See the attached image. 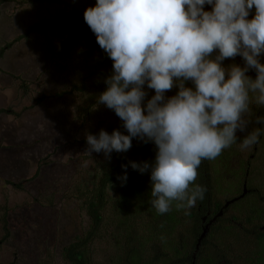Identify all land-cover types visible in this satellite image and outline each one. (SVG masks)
<instances>
[{
	"label": "rangeland",
	"instance_id": "1",
	"mask_svg": "<svg viewBox=\"0 0 264 264\" xmlns=\"http://www.w3.org/2000/svg\"><path fill=\"white\" fill-rule=\"evenodd\" d=\"M74 4L84 10L96 0ZM206 7L212 10V5ZM59 10L61 5L51 0L0 1V264H69L63 250L91 226L87 197L79 198L77 191L93 185V174L100 175L115 152L110 160L103 152L90 154L86 135L98 136L101 129L109 133L111 128L128 134L114 110L97 103L105 90L99 83L105 79L95 73L97 62L82 53L83 41L70 42L65 32L39 30ZM236 135L233 149L219 161L216 178L228 184L242 181L246 174L241 169L246 167L251 177L262 176L254 183L264 185V141L257 150L255 145L242 148L247 134L238 130ZM137 145L133 138L132 147L122 152L130 165L141 163L144 155L145 149ZM236 169L240 173H232ZM218 190L216 199L231 200ZM107 192L108 198L116 197L115 188ZM226 213L242 215L236 207ZM102 214L87 256L91 264H115L124 256L123 242L115 241L118 229L111 207ZM239 261L229 253L228 264Z\"/></svg>",
	"mask_w": 264,
	"mask_h": 264
},
{
	"label": "clouds",
	"instance_id": "2",
	"mask_svg": "<svg viewBox=\"0 0 264 264\" xmlns=\"http://www.w3.org/2000/svg\"><path fill=\"white\" fill-rule=\"evenodd\" d=\"M84 20L113 61L97 103L114 110L128 133L87 134L86 151L110 160L113 151L127 152L133 138L154 143L153 162H130L141 174L150 170L151 204L160 214L173 201L178 209L195 207L207 192L204 185L190 188L202 160L216 159L247 129L250 93L264 105V0H96ZM237 55L243 68L222 66ZM249 69L255 79L246 75ZM146 83L155 95L142 107ZM174 86L178 93L166 98ZM255 123L264 125V116ZM262 130L247 134L241 147L257 144ZM117 179L126 182V171Z\"/></svg>",
	"mask_w": 264,
	"mask_h": 264
},
{
	"label": "trees",
	"instance_id": "3",
	"mask_svg": "<svg viewBox=\"0 0 264 264\" xmlns=\"http://www.w3.org/2000/svg\"><path fill=\"white\" fill-rule=\"evenodd\" d=\"M51 1L60 4L61 10L55 19L49 24L40 26L39 30L52 33L65 32L66 39L70 42L73 39L82 40L84 43L82 53L97 62L95 73L103 79L109 77L113 73V61L100 48L95 34L84 20V11L88 7L82 10L74 4V0ZM204 10L208 11L206 4ZM254 15L253 7L248 19L254 18ZM36 28L37 26L33 27L28 33ZM217 54L218 51L214 52L212 58ZM259 60L264 64V53L260 55ZM232 64L243 68L245 61L237 55L235 58H228L222 62L225 68ZM105 70H107L106 74ZM246 75L255 79L257 72L249 69ZM99 86L105 90L107 88L105 82L99 83ZM185 86L194 89L192 81H186ZM143 90L147 95L142 102V107L155 95L153 89L147 88V83L143 86ZM178 91V87L174 86L170 92L171 97ZM256 95L258 94L250 93V111L244 114L245 119L252 121L245 130L246 134L264 127L257 124L254 128L255 117L264 116V105L256 103ZM262 141H264V130L261 131L259 142L255 144L256 150ZM140 144L145 149L141 162L154 161L157 151L154 143H143L138 140V145ZM232 149V146L224 149L214 160H202L197 169V180L190 185V188L196 184L206 186L207 192L203 201L198 200L195 207L191 209H178L176 205L179 202L173 201L171 210L164 214L158 213L151 204L150 170L141 174L132 169L126 153L114 152L113 159L102 165L100 175L93 174L90 180L93 187L86 185L85 188L77 191L79 198L87 197L86 209L91 226L84 237L63 250L64 258L69 264H91L87 256V246L97 238L98 230L104 220L102 212L110 206L117 221L118 236L115 241L123 242L122 248L125 252L115 264H220L221 261L228 264L231 252H233V258L240 260L242 264H264V185L261 182H259L261 185L254 183L256 177L259 180L262 176L251 177L250 169L246 172V167H243L244 170L239 168L246 174L242 176V181L230 180L228 184L216 178L217 172L222 167L219 161H222L226 152ZM242 163L247 165V162ZM122 165H126L127 168H122ZM209 166L213 167L211 168L213 171ZM236 170L232 173H240V170ZM125 171L127 180L122 182L117 177L123 176ZM114 188L116 197L110 199L107 191ZM216 188L225 197H231V200L216 199L214 196ZM110 200H112L111 203ZM227 202H230L229 206L224 207ZM231 207L239 208L242 215L229 217L226 212ZM221 211L222 215H218ZM250 225L254 227L250 228ZM185 226H188L187 230L183 229ZM206 228L208 232L203 237ZM218 246L221 247L219 251Z\"/></svg>",
	"mask_w": 264,
	"mask_h": 264
},
{
	"label": "water",
	"instance_id": "4",
	"mask_svg": "<svg viewBox=\"0 0 264 264\" xmlns=\"http://www.w3.org/2000/svg\"><path fill=\"white\" fill-rule=\"evenodd\" d=\"M229 204H230V202H227L224 207H228ZM219 215H222V211L219 213ZM207 232H208V229L206 228V230H205V232L203 234V237L206 236Z\"/></svg>",
	"mask_w": 264,
	"mask_h": 264
}]
</instances>
